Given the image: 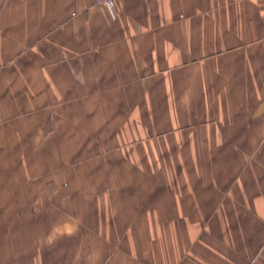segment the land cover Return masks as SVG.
Here are the masks:
<instances>
[{
    "label": "crops",
    "instance_id": "obj_1",
    "mask_svg": "<svg viewBox=\"0 0 264 264\" xmlns=\"http://www.w3.org/2000/svg\"><path fill=\"white\" fill-rule=\"evenodd\" d=\"M0 264H264V0H0Z\"/></svg>",
    "mask_w": 264,
    "mask_h": 264
},
{
    "label": "built area",
    "instance_id": "obj_2",
    "mask_svg": "<svg viewBox=\"0 0 264 264\" xmlns=\"http://www.w3.org/2000/svg\"><path fill=\"white\" fill-rule=\"evenodd\" d=\"M96 2H103V3H106L108 5H111L113 0H95Z\"/></svg>",
    "mask_w": 264,
    "mask_h": 264
},
{
    "label": "rangeland",
    "instance_id": "obj_3",
    "mask_svg": "<svg viewBox=\"0 0 264 264\" xmlns=\"http://www.w3.org/2000/svg\"><path fill=\"white\" fill-rule=\"evenodd\" d=\"M58 251H59L58 249L55 250L56 256H57V252H58Z\"/></svg>",
    "mask_w": 264,
    "mask_h": 264
}]
</instances>
